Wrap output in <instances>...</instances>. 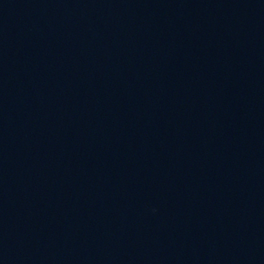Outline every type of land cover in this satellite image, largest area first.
<instances>
[{
    "label": "water",
    "instance_id": "water-1",
    "mask_svg": "<svg viewBox=\"0 0 264 264\" xmlns=\"http://www.w3.org/2000/svg\"><path fill=\"white\" fill-rule=\"evenodd\" d=\"M0 264H264V0H0Z\"/></svg>",
    "mask_w": 264,
    "mask_h": 264
}]
</instances>
